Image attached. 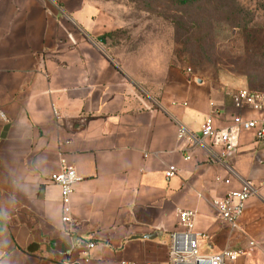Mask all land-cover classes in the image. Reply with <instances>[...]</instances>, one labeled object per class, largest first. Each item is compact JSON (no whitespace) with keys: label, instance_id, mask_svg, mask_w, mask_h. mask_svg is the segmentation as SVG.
<instances>
[{"label":"crops","instance_id":"obj_1","mask_svg":"<svg viewBox=\"0 0 264 264\" xmlns=\"http://www.w3.org/2000/svg\"><path fill=\"white\" fill-rule=\"evenodd\" d=\"M115 28L96 0H0V264H171L178 211L194 213L199 254L241 249L227 264H264V189L235 230L213 207L243 183L258 187L264 144L239 131L234 152L214 145L185 160L176 138L178 125L199 135L207 116L221 129L260 113L178 68L153 98L136 95L109 49ZM61 159L81 178L67 225L48 180Z\"/></svg>","mask_w":264,"mask_h":264},{"label":"rangeland","instance_id":"obj_2","mask_svg":"<svg viewBox=\"0 0 264 264\" xmlns=\"http://www.w3.org/2000/svg\"><path fill=\"white\" fill-rule=\"evenodd\" d=\"M96 1L116 20L109 49L136 95L153 98L170 68L222 82L227 91L264 92V0L204 8L167 0Z\"/></svg>","mask_w":264,"mask_h":264},{"label":"built area","instance_id":"obj_3","mask_svg":"<svg viewBox=\"0 0 264 264\" xmlns=\"http://www.w3.org/2000/svg\"><path fill=\"white\" fill-rule=\"evenodd\" d=\"M231 104L238 111L250 110L260 113L258 119L244 120L239 115L233 117L228 127L218 129L214 126L213 117L207 116L203 121L199 135L188 131L183 125H178L176 138L179 142L186 143L185 160L192 158L193 151L206 150L209 146H219L223 154L234 152L237 148V133L239 131H253L255 142L264 144V92L250 89H238L229 93ZM0 118L5 120L0 110ZM175 172L170 166L165 174L168 179ZM56 184L61 195L60 221L63 225L72 222L71 197L76 184L81 178L75 170L68 167L63 159L60 160L58 173L48 177ZM258 189H264V179L257 188L251 183H243L239 190L228 193L224 198L213 201L220 222L231 230L238 228L237 222L242 215L246 201L257 194ZM194 213L191 211H178L181 231L169 235V261L171 264H227L244 254L241 249H226L218 254L201 255L198 252V240L202 237L193 233ZM251 247L253 242H249ZM93 243H88L87 248L92 249ZM68 264V263H64ZM125 264V263H122Z\"/></svg>","mask_w":264,"mask_h":264},{"label":"trees","instance_id":"obj_4","mask_svg":"<svg viewBox=\"0 0 264 264\" xmlns=\"http://www.w3.org/2000/svg\"><path fill=\"white\" fill-rule=\"evenodd\" d=\"M135 1L138 2V3H143L144 1H146V2H155L157 0H135ZM167 1L168 2H173L175 4L178 3V4H181V5L198 4L197 7H200V8L201 7L204 8L207 5L214 6V5L218 4V3H220V6H222V5L228 6L229 4L236 3V0H167ZM108 37L110 38L111 34H109Z\"/></svg>","mask_w":264,"mask_h":264},{"label":"water","instance_id":"obj_5","mask_svg":"<svg viewBox=\"0 0 264 264\" xmlns=\"http://www.w3.org/2000/svg\"><path fill=\"white\" fill-rule=\"evenodd\" d=\"M106 37H103L100 39V41H102V43H105Z\"/></svg>","mask_w":264,"mask_h":264}]
</instances>
